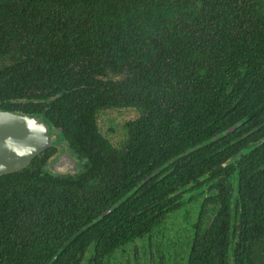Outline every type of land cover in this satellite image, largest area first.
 <instances>
[{
  "label": "trees",
  "instance_id": "16d2710c",
  "mask_svg": "<svg viewBox=\"0 0 264 264\" xmlns=\"http://www.w3.org/2000/svg\"><path fill=\"white\" fill-rule=\"evenodd\" d=\"M0 110L87 161L0 176V264H109L187 202L182 264H264V0H0Z\"/></svg>",
  "mask_w": 264,
  "mask_h": 264
},
{
  "label": "rangeland",
  "instance_id": "374dc122",
  "mask_svg": "<svg viewBox=\"0 0 264 264\" xmlns=\"http://www.w3.org/2000/svg\"><path fill=\"white\" fill-rule=\"evenodd\" d=\"M136 116L133 110H106L98 114L96 123L101 133L107 135L110 143L117 147L125 138L123 123ZM195 213V207L185 203L180 210L168 215L155 226L150 235L138 239L132 247H127L125 251H132L131 254L117 258L118 253H115L109 258V264H118V261L120 264H182L192 235Z\"/></svg>",
  "mask_w": 264,
  "mask_h": 264
},
{
  "label": "water",
  "instance_id": "95a60500",
  "mask_svg": "<svg viewBox=\"0 0 264 264\" xmlns=\"http://www.w3.org/2000/svg\"><path fill=\"white\" fill-rule=\"evenodd\" d=\"M236 125H239L238 123ZM234 126L228 128L223 135L232 132ZM217 139V136L214 137ZM55 138L48 136V126L45 122L29 115L0 111V176L19 172L29 168L30 162L38 154L48 148ZM66 159L62 153L49 166L51 174L60 176L61 164ZM72 165L68 168L72 169ZM149 177H145V182ZM109 210L100 214L108 213Z\"/></svg>",
  "mask_w": 264,
  "mask_h": 264
},
{
  "label": "flooded vegetation",
  "instance_id": "af4514ba",
  "mask_svg": "<svg viewBox=\"0 0 264 264\" xmlns=\"http://www.w3.org/2000/svg\"><path fill=\"white\" fill-rule=\"evenodd\" d=\"M43 121L45 122V125L48 126V136L55 138V141L53 143H50V145L47 148L49 152H52V155L46 161L44 160V156L41 157L40 160L44 161V163L41 165L40 169L51 173V167L49 168V166L55 161L57 157H59L63 153L66 159H64L63 164H61L62 169L59 171L60 172L59 175L63 176L64 178H68V179L72 178L73 180H75L76 177L80 176L84 172L85 170L84 165L87 163V161L81 156H78L73 150L69 148L66 141L60 135H58L57 130L51 128V125L48 121H45V120ZM96 126L98 130L100 131L99 125H96ZM122 132H123V125H122ZM100 134L107 136L105 134H102L101 131H100ZM70 165L73 166L72 169L68 168ZM156 171H154L153 173H155Z\"/></svg>",
  "mask_w": 264,
  "mask_h": 264
}]
</instances>
